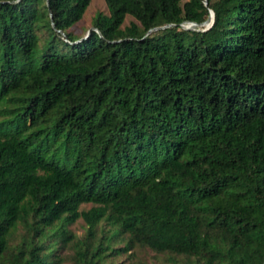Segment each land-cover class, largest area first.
<instances>
[{"label": "trees", "instance_id": "16d2710c", "mask_svg": "<svg viewBox=\"0 0 264 264\" xmlns=\"http://www.w3.org/2000/svg\"><path fill=\"white\" fill-rule=\"evenodd\" d=\"M104 1L0 0V264H264V0Z\"/></svg>", "mask_w": 264, "mask_h": 264}, {"label": "rangeland", "instance_id": "374dc122", "mask_svg": "<svg viewBox=\"0 0 264 264\" xmlns=\"http://www.w3.org/2000/svg\"><path fill=\"white\" fill-rule=\"evenodd\" d=\"M107 10V6L104 0H89L85 6L81 16L70 26L73 36H82L86 33L88 27L92 25V17L96 10ZM132 18L129 12L125 13L122 23L128 22ZM199 24H197L198 26ZM63 38L64 34L60 33ZM90 201H82L80 207H87L90 205ZM68 226L77 234H81L84 231V222L81 216H78ZM115 244H122L121 239L116 238L113 241ZM59 253L63 256V263L71 262V247L69 245L61 246ZM111 264H171V258L165 251H156L148 246H142L134 244L126 250H122L116 254L110 255Z\"/></svg>", "mask_w": 264, "mask_h": 264}, {"label": "water", "instance_id": "95a60500", "mask_svg": "<svg viewBox=\"0 0 264 264\" xmlns=\"http://www.w3.org/2000/svg\"><path fill=\"white\" fill-rule=\"evenodd\" d=\"M204 1L207 2V0H204ZM212 20H213V9L211 7H209V12H208L207 16L205 18H203L202 20L197 21L194 19H186L184 21H181L180 23L185 27H195V26H197V24H203V26H201V28H205L211 24ZM172 23H174V22H166V23L156 24V25L149 27L147 29V31H149L152 28L162 27V26L172 24ZM91 27H95V26L91 25L90 27H88L86 33L83 36H85L89 32ZM197 27H199V26H197Z\"/></svg>", "mask_w": 264, "mask_h": 264}, {"label": "built area", "instance_id": "2783aa9c", "mask_svg": "<svg viewBox=\"0 0 264 264\" xmlns=\"http://www.w3.org/2000/svg\"><path fill=\"white\" fill-rule=\"evenodd\" d=\"M58 30H60V31L64 34L65 38H68V37L65 35V33H64L61 29H58Z\"/></svg>", "mask_w": 264, "mask_h": 264}]
</instances>
